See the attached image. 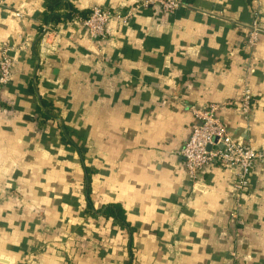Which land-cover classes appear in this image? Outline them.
Returning <instances> with one entry per match:
<instances>
[{"label":"crops","instance_id":"obj_1","mask_svg":"<svg viewBox=\"0 0 264 264\" xmlns=\"http://www.w3.org/2000/svg\"><path fill=\"white\" fill-rule=\"evenodd\" d=\"M0 1V51L13 47L0 93V264H264V164L233 214L231 171L193 183L180 155L190 107L212 104L238 143L264 151V0L251 48L249 0H185L174 15L139 7L96 45L73 16L140 0ZM47 24L60 43L42 58Z\"/></svg>","mask_w":264,"mask_h":264},{"label":"built area","instance_id":"obj_2","mask_svg":"<svg viewBox=\"0 0 264 264\" xmlns=\"http://www.w3.org/2000/svg\"><path fill=\"white\" fill-rule=\"evenodd\" d=\"M251 22L247 26L246 43L251 48L263 33L261 16L263 0H249ZM1 6V1H0ZM154 6L166 15H174L186 7L185 0H140L138 6L127 11H115L94 6L85 18L74 15L73 21L81 23L88 40L96 45L106 38V26L112 21L127 25L139 7ZM39 46L43 57L58 50L59 33L52 25H44L39 33ZM12 46L2 45L0 51V93L13 76ZM252 94L248 85L241 89L240 110L247 115L251 108ZM219 105L207 108L190 107L196 119L189 139L180 150L187 177L195 183L205 169L225 168L232 173L234 213L242 207L250 188V175L256 165L264 164V151L238 143L217 117Z\"/></svg>","mask_w":264,"mask_h":264},{"label":"trees","instance_id":"obj_3","mask_svg":"<svg viewBox=\"0 0 264 264\" xmlns=\"http://www.w3.org/2000/svg\"><path fill=\"white\" fill-rule=\"evenodd\" d=\"M41 105H42V107H46L48 104H46L44 101H41ZM49 105H51V104H49ZM40 111H41V109H40ZM39 111V112H40ZM41 113V112H40ZM43 117H46V115H42Z\"/></svg>","mask_w":264,"mask_h":264}]
</instances>
